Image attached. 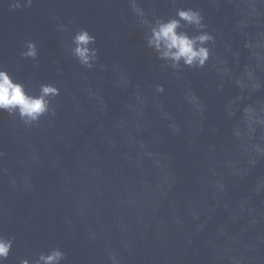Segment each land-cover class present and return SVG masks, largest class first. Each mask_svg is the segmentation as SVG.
I'll return each instance as SVG.
<instances>
[{"label": "water", "instance_id": "obj_1", "mask_svg": "<svg viewBox=\"0 0 264 264\" xmlns=\"http://www.w3.org/2000/svg\"><path fill=\"white\" fill-rule=\"evenodd\" d=\"M251 2L135 0L153 20L178 8L201 10L218 36L214 55L226 56L234 76L250 67L264 78V16L249 18L243 34L235 27ZM132 5L0 0V70L30 94L45 83L60 89L51 100L55 115L32 125L0 111V235L14 238L5 264L53 247L66 254L61 264H113L112 256L118 264H264V190L254 191L264 160L243 177L227 163L247 166L230 135L240 113L223 114L240 89L230 80L218 93L216 72L207 67L174 75L148 47V27ZM82 28L98 49L91 69L72 54ZM28 40L37 46L35 59L21 56ZM225 45L239 50L238 62ZM156 84L164 85L162 94ZM189 87L206 105L202 120L185 99ZM258 97L264 92L245 94L240 107Z\"/></svg>", "mask_w": 264, "mask_h": 264}, {"label": "clouds", "instance_id": "obj_2", "mask_svg": "<svg viewBox=\"0 0 264 264\" xmlns=\"http://www.w3.org/2000/svg\"><path fill=\"white\" fill-rule=\"evenodd\" d=\"M216 3L217 0H212ZM32 0H27L30 5ZM133 10L143 18L148 27L147 45L156 54L157 59L173 70L174 75H181L183 69L202 70L206 67L215 70L219 83L216 84L218 93L223 92V85L233 81L240 89V95L229 102L223 114L226 119H231L240 113L239 119L232 127L230 135L234 138L240 148V155L246 157V165L240 166V161L229 160L233 174L240 177L246 176L251 168L255 167L261 160H264V97H258L253 103L240 107V101L245 98L264 92V78L258 76L254 69L246 67L241 76H234L228 59L223 54H215L218 36L208 30V24L201 10L195 8H178L174 16L168 18L158 17L149 19L144 10L133 0ZM11 7H20V4H13ZM264 0H252L246 10H242L241 18L236 22V29L243 34L248 27V19L255 16H264ZM191 29V31H189ZM75 47L72 54L79 63L89 69L93 68L98 59V49L89 47L95 43V36L87 29H80L72 37ZM227 53L231 54L234 61L238 62L239 50L233 51L230 45H225ZM244 47L252 49L253 43L245 38ZM259 59L260 54L257 53ZM21 56L35 59L37 57V46L34 41L28 40L25 43V50ZM120 80L123 84L129 83V77L120 73ZM165 91L163 84H156L155 94H162ZM60 89L51 84L40 85L39 94L27 92L23 83L16 81L6 70H0V111H6L9 115H16L25 125H32L39 122L45 115H55V107L51 100L58 96ZM187 103L190 105L193 115L199 116L201 120L205 115L206 105L200 100L196 93L189 87L184 93ZM140 103H146L143 93L136 96ZM131 107V105H129ZM162 107V106H160ZM173 134L180 132L179 125L175 123L171 114H166ZM217 129L213 128L215 132ZM0 155H3L0 153ZM159 164V161H157ZM214 187L219 192L225 191L222 181H213ZM264 190V178L257 181L254 191L260 194ZM13 237L0 235V264H5L13 245ZM65 252L59 247H53L46 253L41 252L38 258L29 260L24 258L20 264H61L65 260ZM113 264H118L115 256L111 257Z\"/></svg>", "mask_w": 264, "mask_h": 264}]
</instances>
